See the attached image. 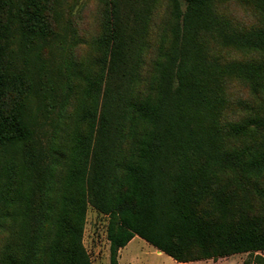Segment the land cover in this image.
I'll return each instance as SVG.
<instances>
[{"label": "trees", "instance_id": "trees-1", "mask_svg": "<svg viewBox=\"0 0 264 264\" xmlns=\"http://www.w3.org/2000/svg\"><path fill=\"white\" fill-rule=\"evenodd\" d=\"M42 1L24 20L44 35ZM158 1L105 0L99 70L84 77L86 129L71 136L62 187L54 171L67 157L41 145L24 111L5 112L0 20V145H9L0 264H92L83 244L89 205L109 217L112 264L136 236L180 263L264 252V0H237L252 1L259 18L246 27L220 16L225 0H168L171 18L150 60ZM212 43L244 59L221 66ZM227 74L246 83L248 97L227 95Z\"/></svg>", "mask_w": 264, "mask_h": 264}, {"label": "rangeland", "instance_id": "rangeland-1", "mask_svg": "<svg viewBox=\"0 0 264 264\" xmlns=\"http://www.w3.org/2000/svg\"><path fill=\"white\" fill-rule=\"evenodd\" d=\"M42 3L41 21L47 27L44 35L40 27L35 30L24 20L27 13L35 15L33 0H0L4 33L5 112L24 111L35 119L41 145L47 151L56 146V152L67 157L54 171L57 185L62 187L71 136L80 131V127L86 129V124L82 125V116L92 99L87 95L84 77L90 71L99 70L96 61L100 53L95 47V40L102 30L107 4L105 0H43ZM251 5L252 1L244 4L237 0H225L218 1L216 9L232 25L246 27L259 22ZM170 18V3L159 0L149 24L150 53L154 52L153 46L157 45L162 27ZM31 24H36V20ZM210 48L213 52L220 51L221 66L231 60L244 59L243 53L230 50L223 43H212ZM150 53L146 58L152 60L154 53ZM145 68L148 69V66ZM224 90L229 97L246 98L250 93L246 83L228 74L224 77ZM8 146L0 145V188L1 173L9 162V156L4 152ZM108 225L109 217L89 205L83 244L92 264H112ZM4 239L5 232L0 227V247ZM258 253L264 256V252H243L217 260L211 258L180 263L136 236L120 249L117 260L118 264H257Z\"/></svg>", "mask_w": 264, "mask_h": 264}, {"label": "crops", "instance_id": "crops-1", "mask_svg": "<svg viewBox=\"0 0 264 264\" xmlns=\"http://www.w3.org/2000/svg\"><path fill=\"white\" fill-rule=\"evenodd\" d=\"M162 254H163V252H162Z\"/></svg>", "mask_w": 264, "mask_h": 264}]
</instances>
